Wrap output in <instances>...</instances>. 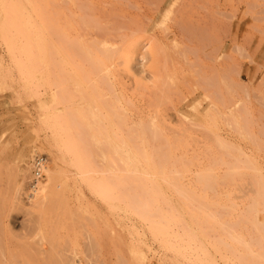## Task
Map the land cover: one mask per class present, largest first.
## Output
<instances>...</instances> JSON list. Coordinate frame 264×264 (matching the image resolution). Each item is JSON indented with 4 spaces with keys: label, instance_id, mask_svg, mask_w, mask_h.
Returning <instances> with one entry per match:
<instances>
[{
    "label": "rangeland",
    "instance_id": "1",
    "mask_svg": "<svg viewBox=\"0 0 264 264\" xmlns=\"http://www.w3.org/2000/svg\"><path fill=\"white\" fill-rule=\"evenodd\" d=\"M0 264H264V0H0Z\"/></svg>",
    "mask_w": 264,
    "mask_h": 264
},
{
    "label": "built area",
    "instance_id": "2",
    "mask_svg": "<svg viewBox=\"0 0 264 264\" xmlns=\"http://www.w3.org/2000/svg\"><path fill=\"white\" fill-rule=\"evenodd\" d=\"M46 163V158L43 156L37 157L34 162V176L36 179H40L42 177V169Z\"/></svg>",
    "mask_w": 264,
    "mask_h": 264
}]
</instances>
